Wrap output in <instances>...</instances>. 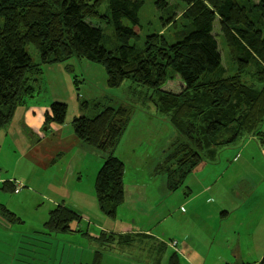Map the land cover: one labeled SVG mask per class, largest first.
Wrapping results in <instances>:
<instances>
[{"label":"rangeland","instance_id":"374dc122","mask_svg":"<svg viewBox=\"0 0 264 264\" xmlns=\"http://www.w3.org/2000/svg\"><path fill=\"white\" fill-rule=\"evenodd\" d=\"M222 1L207 0V5L216 9ZM246 1L255 12L258 11V0ZM101 10L104 11V7ZM188 10L181 0H145L140 13L142 25L135 40L137 46L143 49L151 34L163 36L169 42L175 40V33L189 25ZM92 22L98 24L97 19H92ZM99 24L105 45L111 50L118 48L110 25L105 21ZM259 25L264 29L262 22ZM214 32L225 67L230 72L234 71L237 64L228 49L218 17ZM29 49L39 60L34 46ZM179 83V78L173 77L167 86L177 90ZM128 84L129 81H126L119 88L109 87L108 74L102 65L75 56L66 63L42 66L41 77L35 84L37 93L28 99L27 107L50 108L54 101L59 100L68 107V120L82 115L91 117L92 108L97 115L109 104L133 110L120 142L111 151L125 163V189L134 186L132 194L138 196L139 192H146L147 200L130 202L137 199L128 197L123 207L118 209L115 219L102 211L95 181L105 155L98 148L81 142L70 122L53 123L55 125L52 126V122L46 120V130L42 127L35 131L46 135L44 144L27 153L22 152L10 137H0L5 142L0 150V264H148L141 258L138 261H134V257L126 258L118 244L110 247V251L105 250L97 237L105 230L117 228L116 219L131 225L136 217L137 225L152 228L166 213L176 219L186 216L188 222L195 225L188 236L189 247L188 244L184 246L185 238L168 232L167 221L155 229L154 233H160L168 243L161 264H171V253L176 258V264H263L264 180L253 185L248 177V174L257 173L259 179L264 172V164L259 165L261 156L264 157L262 149L256 144H248L249 141L257 143V139L250 135L240 146L222 149L215 161L207 164L203 161L198 165V170L195 173L197 167L194 169L186 183L193 187V195L185 193V186L170 191L168 174L160 168L167 155L176 150L173 142L177 130L168 118L158 114L153 104L145 107L139 102L131 108L127 100L130 97ZM139 92L144 94L142 98L147 99L149 92L143 88ZM83 100L90 103L83 107ZM252 127L256 129L258 124ZM31 136L34 137L32 133L28 134V137ZM180 153L176 155L177 160L170 161L169 172L177 171L178 174V170L190 167L181 163ZM192 156L188 143L182 158L190 161ZM222 172L223 185L217 190H208L207 185L213 184ZM17 174L25 178V185L17 187L13 184V188L3 189L5 183L14 180ZM243 174L246 175L243 177ZM236 178L240 185L237 194L247 195L252 189L262 195V200L256 207V203L251 208L245 207L223 221L222 229L217 233L221 217L219 210L224 207L220 199L228 197L226 189ZM137 184L141 185V191ZM58 204L80 215L79 219L70 223L69 231H62L48 223L50 213ZM127 210L135 211L136 215L129 214ZM8 212L12 215L9 216ZM247 231L252 235L245 236ZM174 240L179 244L177 247L172 245ZM232 247L239 249L241 258L231 253ZM134 253L140 251L135 250Z\"/></svg>","mask_w":264,"mask_h":264},{"label":"trees","instance_id":"16d2710c","mask_svg":"<svg viewBox=\"0 0 264 264\" xmlns=\"http://www.w3.org/2000/svg\"><path fill=\"white\" fill-rule=\"evenodd\" d=\"M181 1L189 8L188 27L176 32L172 42L151 34L141 49L135 40L145 0H0V132L9 126L16 110L35 97L42 66L66 63L76 56L102 65L111 88L129 81L131 108L139 102L145 107L153 104L175 126L176 150L160 168L168 174L170 191L179 189L203 161H214L222 149L239 145L250 135L264 146V29L259 25L264 24V0H258L257 12L246 0H223L216 9L207 0ZM217 17L237 64L231 72L223 63L214 32ZM102 21L112 28L118 48L105 45ZM31 45L39 60L30 52ZM173 77L180 80L177 90L167 86ZM141 88L149 92L147 99L142 98ZM87 102L83 100V107ZM130 110L109 104L97 115L92 108L93 116L68 120L67 105L57 100L46 115L52 123L70 122L81 142L104 153L95 187L102 211L112 219L126 192L125 163L111 150L127 128ZM188 143L193 154L190 161L182 158ZM178 153L181 163L190 167L176 174L169 172L168 165L178 159ZM11 188L13 183L6 182L3 189ZM79 218L60 204L48 223L66 232ZM128 238L103 231L97 241L110 251L115 244L131 246L134 238Z\"/></svg>","mask_w":264,"mask_h":264},{"label":"crops","instance_id":"0c3cea01","mask_svg":"<svg viewBox=\"0 0 264 264\" xmlns=\"http://www.w3.org/2000/svg\"><path fill=\"white\" fill-rule=\"evenodd\" d=\"M50 110V108H40L31 105L30 107H27V103L24 106L19 107L14 115L13 120L9 124V126L0 132V137H4L5 139L11 138L17 146L22 150V152L27 153L28 150H32L35 146L36 147H42L41 145L44 144L46 140V135L44 133H35L36 130H39L40 128L44 127V123L46 122V113ZM55 125L52 123V126ZM46 130V128L44 127ZM32 133L33 136L28 137V134ZM36 134V135H35ZM5 142H2L0 139V150L2 145ZM15 144V145H16ZM248 144H256L258 145L264 154V146L257 144L256 141H249ZM243 145V144H241ZM240 146V145H239ZM255 148V147H254ZM123 160V159H122ZM251 160H254L251 158ZM215 161V159H214ZM124 162V161H123ZM210 160H205L204 163H210ZM213 162V161H212ZM32 163V162H31ZM203 163V162H202ZM264 164V157L261 156V159L259 161V165ZM199 166L194 171L198 170ZM33 172V171H32ZM192 172V173H194ZM224 172V171H223ZM223 172L217 176L214 183L211 185H207L208 190L212 189H219L223 185ZM191 173V174H192ZM19 174H17L16 178L14 180H8L7 182L13 183L15 186L19 187L20 185H25V178L19 177ZM246 174H243V177ZM256 174H248V177L250 179L249 183H253V185H257L260 181L264 180V172H261V176L258 179L256 177ZM189 177V176H188ZM188 177L186 178L184 185H182L180 188L185 186L187 190H185V193L188 195L191 193L193 195L194 189L191 185L186 184ZM125 178V177H124ZM238 178L235 179L234 183L227 188L226 191L229 193L228 197H222L220 199V204L224 206L223 208H220L219 211H221L219 224L217 226V233L220 232L222 229V223L225 220H228L231 218L233 214H236L239 210H243L247 208L253 207V205L256 203L255 207L259 202L262 200V195L258 194L257 191H253L252 189L249 190V194L247 195H241L240 193L237 194V188L238 186ZM134 185V184H133ZM248 185V184H247ZM252 185V186H253ZM138 186V187H137ZM138 190L140 189L141 185H136ZM203 192L202 187L200 188ZM132 190H134L133 187H129L128 189H125V202H127L128 197H135L136 201H130V202H140V201H146L147 200V193L146 192H139L138 196H135V194H132ZM134 199V198H132ZM131 199V200H132ZM58 204L57 206H59ZM123 207V206H122ZM120 207L119 209H121ZM129 214L136 215L135 211L127 210ZM184 216V215H183ZM144 217V216H143ZM185 219V220H184ZM167 221V225L169 226L168 232L176 234L178 236H181L184 239V246L188 244V247L190 246L188 241V236L191 235V231L195 225L194 222L189 223L186 216L182 217L180 216L177 219L173 215H169V213H166L161 219L158 220V223L156 226L149 228V227H143L142 225H137V218L133 219V223L131 225H128V223L123 222V220H117L115 226L117 228H113L112 230H105V232H115L116 234H122V235H130L129 240H132L134 238V241L131 243V246H128L127 248H121V251L123 252V255L126 258H133L134 261H138L139 258L143 259L144 261L148 262V264H161L164 257L166 256V252L168 250V243L163 240V237L160 236V233H154L155 229L161 225L162 223H165ZM181 222L179 225L178 223ZM193 226V227H192ZM252 233L247 231L245 236H251ZM241 235H239V238ZM176 241V240H174ZM215 241V239H214ZM213 241V242H214ZM179 245V244H178ZM140 251V253H134V251ZM231 253L234 254L236 257L241 258V254L239 252V249L232 247L230 249ZM176 253V252H175ZM172 254V253H171ZM170 254L169 260L171 264H174V260L176 258L172 257ZM148 258L150 260H148ZM152 260V262H151ZM242 260V259H241ZM238 262V261H236Z\"/></svg>","mask_w":264,"mask_h":264},{"label":"built area","instance_id":"2783aa9c","mask_svg":"<svg viewBox=\"0 0 264 264\" xmlns=\"http://www.w3.org/2000/svg\"><path fill=\"white\" fill-rule=\"evenodd\" d=\"M18 190H19V188L16 189L17 192H18ZM172 245H173L174 247H177V246H178V242H177V241H173Z\"/></svg>","mask_w":264,"mask_h":264}]
</instances>
